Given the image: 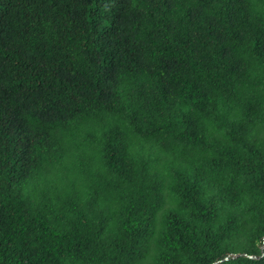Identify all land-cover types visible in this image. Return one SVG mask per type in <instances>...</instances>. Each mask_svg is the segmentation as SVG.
Returning <instances> with one entry per match:
<instances>
[{"label":"trees","instance_id":"16d2710c","mask_svg":"<svg viewBox=\"0 0 264 264\" xmlns=\"http://www.w3.org/2000/svg\"><path fill=\"white\" fill-rule=\"evenodd\" d=\"M217 262L264 264V0H0V264Z\"/></svg>","mask_w":264,"mask_h":264},{"label":"water","instance_id":"95a60500","mask_svg":"<svg viewBox=\"0 0 264 264\" xmlns=\"http://www.w3.org/2000/svg\"><path fill=\"white\" fill-rule=\"evenodd\" d=\"M240 255H238V256H235V257H239ZM251 258H254V257H251ZM229 260V258H226L224 261H228ZM219 263H221V262H217L216 264H219Z\"/></svg>","mask_w":264,"mask_h":264}]
</instances>
